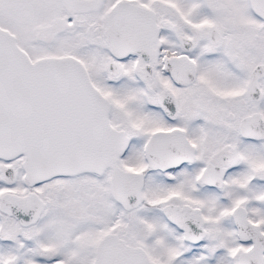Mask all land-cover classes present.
Instances as JSON below:
<instances>
[{
    "label": "snow or ice",
    "instance_id": "obj_1",
    "mask_svg": "<svg viewBox=\"0 0 264 264\" xmlns=\"http://www.w3.org/2000/svg\"><path fill=\"white\" fill-rule=\"evenodd\" d=\"M0 264H264V0H0Z\"/></svg>",
    "mask_w": 264,
    "mask_h": 264
}]
</instances>
